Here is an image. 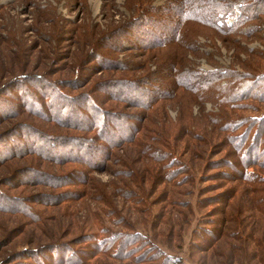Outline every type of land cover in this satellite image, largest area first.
<instances>
[{"label":"rangeland","instance_id":"1","mask_svg":"<svg viewBox=\"0 0 264 264\" xmlns=\"http://www.w3.org/2000/svg\"><path fill=\"white\" fill-rule=\"evenodd\" d=\"M261 1L0 0V264H264Z\"/></svg>","mask_w":264,"mask_h":264},{"label":"trees","instance_id":"2","mask_svg":"<svg viewBox=\"0 0 264 264\" xmlns=\"http://www.w3.org/2000/svg\"><path fill=\"white\" fill-rule=\"evenodd\" d=\"M263 5H264V2L261 1L258 3L257 7L254 10H251V8L249 6L248 7L253 12V14L255 16V12L258 13L260 10L264 9ZM221 8L222 7L219 6V4L212 6V7H205V8L201 7L199 10L200 13L198 15H191L190 18L197 19V17H200V19H202L205 22H211L213 18L214 19L216 18L217 12H218V10H221ZM185 10H186V7L183 9V11H185ZM225 10H226L225 5H223V11H225ZM208 75H213V74H208ZM237 83H240V82H237ZM240 85H242V88L247 91V94L243 98H254V99L258 100L260 98H258L257 95L260 93V95L262 96V100H264V77L263 76L261 77V79H259V77H252L251 83L248 80L247 85H244L242 83H240ZM253 90H254V94H251V92ZM131 91L133 92V94L132 95L129 94L130 96H127V97L129 99H131L132 96H135V98H133V100L137 101L138 103L143 102V100L140 102V99L144 98L143 92H144V94L146 92H148V91L145 92V89H143L142 87L140 89L135 88V87L131 88ZM141 93H142V95L140 96ZM146 100H148L147 97H146ZM222 100H224V99H222ZM89 108L96 115H98L99 113L103 114V112L100 110H97L95 106L90 105ZM88 121H89L88 126L92 127L93 130L96 129L100 133H103V134L106 133L105 120L102 121L100 124L95 123L94 119H90ZM239 122L241 125H240V127H238L237 130H239L242 126L245 125L244 121L239 120ZM250 122H251V125L249 126ZM250 122H248L247 133H245V135H243L242 137H238V139L236 140V143L241 145V147L245 149V151H244L245 159L241 160V163H244V165L241 164V167L244 166L245 169L243 171H240L241 175H238V177H242L243 179H245L248 182L254 180L253 172L249 170V167H252L254 164H259L260 161H264V158L261 159V157L259 155V147L263 143L261 136L264 133V117L261 119L250 120ZM116 132L120 133V135L123 133V132H119V131H116ZM32 135H34V134H32ZM58 137H60V136L51 137L52 142H55V140L59 141V142L63 141V142H60L59 144H57L55 142L56 145L55 144L52 145V146H55V147H52V150L50 149V151L54 152L52 154V156L57 155L55 153H59V154H62L64 156L69 155L71 159L75 160V159H82L83 157L84 158L88 157L89 155H94L95 147L92 144L93 142H95L94 136L87 138V139H85L82 136H78V138H76L74 142L73 141H67V140L64 141V140H61L63 138H58ZM117 138H120V136L117 135ZM9 141H11V140H9ZM35 141L38 142V140H35ZM48 142H50V141H48ZM96 150H97V152H96L97 154L100 153L101 151L105 152V150L102 149L101 147H96ZM262 167L264 168V164L262 165ZM235 178H237V177H235ZM101 241H102V239L99 240V242H101ZM33 254H35V253L33 252ZM28 256H30V255H28Z\"/></svg>","mask_w":264,"mask_h":264}]
</instances>
